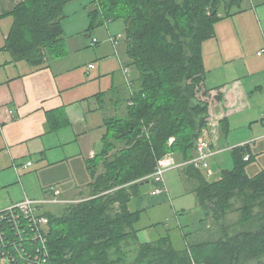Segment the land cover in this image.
I'll list each match as a JSON object with an SVG mask.
<instances>
[{"label": "trees", "instance_id": "1", "mask_svg": "<svg viewBox=\"0 0 264 264\" xmlns=\"http://www.w3.org/2000/svg\"><path fill=\"white\" fill-rule=\"evenodd\" d=\"M71 1L23 0L12 12L14 23L3 49L33 66H41L48 55L62 56L65 7ZM224 2L93 0L92 28L124 21L139 85L128 115L111 119L103 150L87 161L90 197L67 204L58 214L47 212L48 264H264V170L248 175L254 156L247 146L232 150L234 167L214 181L185 164L184 173L206 212L204 223L214 220L204 224L215 227L205 240L182 250L169 240L139 243L134 223L141 213L129 208L141 186L152 182L159 159L169 152L183 162L195 156L210 116L209 102L202 98L210 91L204 88L203 44L215 36ZM234 212L239 213L236 220L230 218ZM133 242L136 254L129 260Z\"/></svg>", "mask_w": 264, "mask_h": 264}, {"label": "crops", "instance_id": "2", "mask_svg": "<svg viewBox=\"0 0 264 264\" xmlns=\"http://www.w3.org/2000/svg\"><path fill=\"white\" fill-rule=\"evenodd\" d=\"M22 1L0 0V204L30 195L43 199L52 195L51 187L75 203L91 195L87 161L103 150L111 119L128 115V80L138 87L139 72L130 65L125 33L114 30L112 21L92 28L96 6L88 7L89 0L65 7L62 56L48 55L41 66L15 60L3 47L12 12ZM219 12L215 36L203 44L204 88L210 90V123L203 135L217 150L214 157L247 146L264 169V56L257 54L264 47V0H225ZM121 33L124 37L114 39ZM237 59L244 61L234 65ZM176 159L184 163L179 154ZM185 166L171 175L167 192L154 195V187L144 189L145 184L130 200V210L141 213L134 223L137 242L169 240L182 250L214 233L211 225L187 231L193 218L201 225L214 220L204 223L206 212ZM63 209L46 208L57 214Z\"/></svg>", "mask_w": 264, "mask_h": 264}, {"label": "built area", "instance_id": "3", "mask_svg": "<svg viewBox=\"0 0 264 264\" xmlns=\"http://www.w3.org/2000/svg\"><path fill=\"white\" fill-rule=\"evenodd\" d=\"M121 36L119 34L114 39ZM97 42L98 39L94 38L93 44ZM257 54L263 55L264 47L258 50ZM89 67L94 68L95 64H90ZM128 71L129 68H126V72ZM128 86L130 89L128 104L133 105L134 101L131 98L136 88L132 80H128ZM173 141L174 138H171L170 143ZM216 153L217 150L213 148L211 142L202 137L198 140L195 156L187 162L180 163L173 153H167L158 160L156 170L150 176L154 184L152 194L167 192L165 173L185 164H193L207 176L213 175L210 160ZM249 158L250 155L246 154L245 159ZM31 164L32 162H28V165ZM50 190L52 195L43 199L25 197L20 202L0 207V260L8 259L13 264H48L51 228L45 207L48 204L69 203L60 197V191L57 188L51 187Z\"/></svg>", "mask_w": 264, "mask_h": 264}, {"label": "rangeland", "instance_id": "4", "mask_svg": "<svg viewBox=\"0 0 264 264\" xmlns=\"http://www.w3.org/2000/svg\"><path fill=\"white\" fill-rule=\"evenodd\" d=\"M92 2H93V0H89L88 1V7H91V4H92ZM93 6H94V4H93ZM222 8H224V7H222ZM111 24H112V28L114 29V28H117L116 30L117 31H119V32H123V33H125V31H123L124 29H125V26H124V21L123 20H121V19H118V20H112V22H110ZM115 30V29H114ZM116 32V31H115ZM121 35H122V37H124V35L121 33ZM261 49V48H260ZM253 52V49H250L249 51H248V53L249 54H251ZM261 56H264V54L263 55H261ZM242 61H244L243 59L241 60H239V59H237V60H235L234 61V65H236V64H241L242 63ZM206 63H207V61H206ZM130 72V71H129ZM132 76V75H131ZM203 98V100H207L208 102H209V95L208 96H206V97H202ZM209 107H210V105H209ZM209 123H210V116H209V118H208V125H209ZM208 127V126H207ZM203 139H205V140H207V141H209V142H211L208 138V136H206L207 138H204V135L202 134V136H201ZM212 143V142H211ZM215 149V148H214ZM250 155V154H249ZM175 158H176V155H175ZM177 160V159H176ZM261 161L263 162V166L262 167H264V154L263 155H261ZM259 160H257V161H251L250 162V164L247 166V168H246V171H247V173H248V175L249 176H255L257 173H259L260 171H263L264 169H260L261 167V165H259ZM210 166H211V168H212V170L213 171H215V174L213 173V175H211V176H208V178L210 179V180H214V179H217L218 178V175H217V173H220L223 169H232L233 167H234V160H233V154L231 153V152H225V153H223V154H221V155H219L218 157H212L211 158V160H210ZM215 169H217L218 171H216ZM175 172H178L177 171V168H173V169H170V170H168L166 173H165V182H166V185H167V188H168V184H169V181L171 182V175L172 174H175ZM177 180H176V178L174 177L173 178V180H172V183H175ZM1 182H2V180L0 179V187L2 186L1 185ZM150 187H154V184H153V182H149V183H147L145 186H144V189L146 188V189H148V190H150ZM2 189H0V194L1 193H3L2 191H1ZM31 197H33L32 195H30V198ZM14 203H17V202H14ZM13 203V204H14ZM67 204H70V203H55V204H48V205H46V207L45 208H48V210H52V211H54V212H59L61 209H63L62 207H64L65 205H67ZM240 205V203H237V207ZM0 207H3L1 204H0ZM179 209V208H178ZM192 215H194V214H192ZM199 216V214H195L193 217H198ZM238 216H239V213L238 212H234V213H231L230 214V218H232L233 220H236L237 218H238ZM198 221H199V219L198 218H193V220H192V224H189V226H188V230L187 231H189V232H193V231H196L197 230V228H204V224L203 225H201V224H198ZM185 225V224H184ZM212 227H214V225L212 226ZM185 229H187L186 227H185ZM190 233V234H191ZM193 234H195V232L193 233ZM134 243V242H133ZM133 243H131L130 245H129V247L130 248H128V253H127V256H128V258H129V260H132L134 257H135V254H136V245L135 244H133ZM175 245H177V243H175ZM0 264H13V263H11L10 262V260H8V259H1L0 260Z\"/></svg>", "mask_w": 264, "mask_h": 264}]
</instances>
